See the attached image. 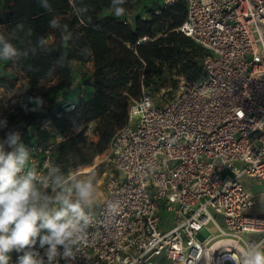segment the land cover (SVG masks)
Here are the masks:
<instances>
[{
    "label": "built area",
    "instance_id": "obj_1",
    "mask_svg": "<svg viewBox=\"0 0 264 264\" xmlns=\"http://www.w3.org/2000/svg\"><path fill=\"white\" fill-rule=\"evenodd\" d=\"M157 3L185 7L176 31L206 50L204 76H179L176 96L163 105L145 92L129 102L127 123L108 143L105 196L97 211L86 210L92 223L82 251L59 264H236L232 253L264 240L261 203L243 184L264 181V0ZM76 104L54 99L55 112ZM40 130L46 140L23 143L30 165L44 172L49 160L58 164L63 135L47 117ZM20 254L11 252L10 264Z\"/></svg>",
    "mask_w": 264,
    "mask_h": 264
},
{
    "label": "trees",
    "instance_id": "obj_2",
    "mask_svg": "<svg viewBox=\"0 0 264 264\" xmlns=\"http://www.w3.org/2000/svg\"><path fill=\"white\" fill-rule=\"evenodd\" d=\"M51 11L43 7L41 0H0V26L2 34L21 51L14 61L25 74L28 88L35 89L41 82H55L51 88L61 91L76 107L65 112L49 108L30 112L21 120L22 141L37 136L46 140L40 130L44 117L50 118L53 127L62 135L82 126L75 136L67 137L55 149V156L62 171L91 164L94 156L102 154L116 130L128 121L127 107L132 99H138L153 78L164 71H174L188 81L203 78V62L206 50L176 31L185 18V7L176 3L160 7L157 0H127L126 13L139 15L134 24L126 17L113 14L100 17L110 10V0H47ZM160 9V14L155 11ZM79 13V16L77 15ZM62 17L63 37L56 34L53 40L38 44L40 38L52 36L49 21ZM21 26V27H18ZM31 29V34L28 30ZM157 33H160L157 36ZM79 34L80 47L72 44L68 35ZM146 37V41L137 44ZM92 62L93 94L84 100L71 98L72 78L70 61ZM52 70L51 77L46 74ZM93 124L92 134L96 142L84 136L88 125Z\"/></svg>",
    "mask_w": 264,
    "mask_h": 264
},
{
    "label": "clouds",
    "instance_id": "obj_3",
    "mask_svg": "<svg viewBox=\"0 0 264 264\" xmlns=\"http://www.w3.org/2000/svg\"><path fill=\"white\" fill-rule=\"evenodd\" d=\"M41 3L51 11L47 0ZM126 3L127 0H110L109 8L115 17L125 15ZM49 26L61 27L55 18ZM63 29L67 31L68 26L63 25ZM28 32L31 34V29ZM38 44L45 47V38H40ZM21 55L15 44L0 34V62H14ZM46 75L51 77L52 70ZM29 103L33 105L30 109ZM44 103L42 97L34 96L21 106L26 111H38ZM7 127V119H0V130ZM30 159L31 150L18 130H9L0 139V264H10L9 254L13 251L22 253L16 264H59L58 257L74 261L92 223L86 210L97 203L94 178L65 174L61 165L52 160L44 172H37ZM260 201V210L264 211V192L260 193ZM37 245L44 249V256ZM231 259L236 264H264V240L245 242Z\"/></svg>",
    "mask_w": 264,
    "mask_h": 264
},
{
    "label": "rangeland",
    "instance_id": "obj_4",
    "mask_svg": "<svg viewBox=\"0 0 264 264\" xmlns=\"http://www.w3.org/2000/svg\"><path fill=\"white\" fill-rule=\"evenodd\" d=\"M61 27L52 28V37L49 39L53 40L56 34L63 35L62 17H57ZM127 21V19H126ZM3 30L0 29V34ZM160 33H157L159 36ZM70 41L74 46H80L81 40L79 34L68 35ZM64 38V37H63ZM207 56V55H206ZM205 56V57H206ZM88 71H77L76 75H71L72 88L71 98L75 100H84L86 96H80V92L84 90L90 81L88 76ZM179 76L176 75L174 71H164L162 76L153 78L149 85L145 87L142 91L149 93L153 101L156 104L163 105L174 98L177 94L179 86ZM55 82H41L35 89L28 88V80L24 73L19 71L15 66L14 62H0V119H7L8 127L0 130V139L5 137V134L9 130H21V120L24 116L34 111H26L22 108V103L28 102V97L40 96L44 99L45 103L43 108H49L51 113L55 112L54 99L60 94L64 95L61 91H54L51 88L54 86ZM78 90V91H77ZM77 91V92H75ZM75 92V93H74ZM76 102V101H74ZM32 104H28V108H32ZM139 117L134 118L133 123H136ZM94 125L90 124L84 131V136L88 138L89 141L96 142L98 136L92 134V129ZM82 130V126L68 131L65 136L63 134V141L67 137L75 136ZM64 172V171H63ZM71 173L80 179H87L89 176H93L94 184L96 187V205H94L90 210L97 211L102 199L105 196L106 184L108 178L113 174L112 165L110 162L108 147L107 149L99 155L93 157L91 164L82 167L70 168L65 174ZM243 184L254 194L257 195V199L260 201V193L264 192V181L262 183H257L250 178H244ZM259 213H264L259 208ZM169 228V226H166ZM208 227H211L208 226ZM245 240H249L248 236H244ZM158 263H164V259H157ZM225 264H230L226 262Z\"/></svg>",
    "mask_w": 264,
    "mask_h": 264
},
{
    "label": "crops",
    "instance_id": "obj_5",
    "mask_svg": "<svg viewBox=\"0 0 264 264\" xmlns=\"http://www.w3.org/2000/svg\"><path fill=\"white\" fill-rule=\"evenodd\" d=\"M110 14H113L111 10H104V11H101L99 13V16L100 17H104L106 15H110ZM140 13H135V12H131V13H127L126 15H124L127 19V22L130 23V24H134V20L135 18L139 15ZM142 19H147L148 17L146 15H142L140 14L139 15ZM76 47H80V46H76ZM70 69H71V74L73 75H76L77 71H79V73L77 75L80 74L81 71H88V76L90 77V84L92 83V78H91V74L93 72V63L92 62H87V63H83V62H80V61H77V60H72L70 61ZM18 69V68H17ZM19 70V69H18ZM20 71V70H19ZM78 91V90H77ZM75 91V92H77ZM74 92V93H75ZM93 94V88L88 85L84 90H82L80 92V96H86V97H89Z\"/></svg>",
    "mask_w": 264,
    "mask_h": 264
}]
</instances>
